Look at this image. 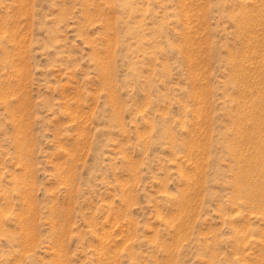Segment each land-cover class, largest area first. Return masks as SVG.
<instances>
[{"label":"rangeland","instance_id":"1","mask_svg":"<svg viewBox=\"0 0 264 264\" xmlns=\"http://www.w3.org/2000/svg\"><path fill=\"white\" fill-rule=\"evenodd\" d=\"M0 264H264V0H0Z\"/></svg>","mask_w":264,"mask_h":264}]
</instances>
